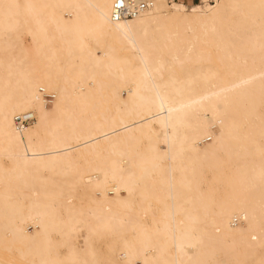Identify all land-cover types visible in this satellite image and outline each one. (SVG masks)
Masks as SVG:
<instances>
[{"label":"bare ground","instance_id":"bare-ground-1","mask_svg":"<svg viewBox=\"0 0 264 264\" xmlns=\"http://www.w3.org/2000/svg\"><path fill=\"white\" fill-rule=\"evenodd\" d=\"M113 1L0 0V264H264V0Z\"/></svg>","mask_w":264,"mask_h":264},{"label":"built area","instance_id":"built-area-1","mask_svg":"<svg viewBox=\"0 0 264 264\" xmlns=\"http://www.w3.org/2000/svg\"><path fill=\"white\" fill-rule=\"evenodd\" d=\"M172 1V0H168ZM153 4L152 0H114L111 7V19L126 20L140 15L143 11L149 9ZM47 102L51 100L50 95H46ZM32 114H17L14 122L16 127L22 128L33 121Z\"/></svg>","mask_w":264,"mask_h":264},{"label":"rangeland","instance_id":"rangeland-1","mask_svg":"<svg viewBox=\"0 0 264 264\" xmlns=\"http://www.w3.org/2000/svg\"><path fill=\"white\" fill-rule=\"evenodd\" d=\"M181 1H183V3L188 7V8H190V7H192V6H194V5H200V6H203L205 3H209V4H212L213 3V0H181ZM27 40H29L30 41V38H27ZM24 113H29V114H32L33 116H34V114H33V112L32 111H25ZM35 121V119L33 120V122ZM33 122H31L30 124H32ZM156 137L159 139L160 137H161V133L160 132H157L156 133ZM212 141V138H210V137H207L206 138V142L207 143H210ZM110 195H111V193H110ZM28 229V231H30V230H32V227H28L27 228ZM83 234V233H82ZM82 234H79L78 235V237H77V239H78V242H77V245L79 246V247H81L82 246V244H83V238H82ZM81 236V237H80Z\"/></svg>","mask_w":264,"mask_h":264}]
</instances>
